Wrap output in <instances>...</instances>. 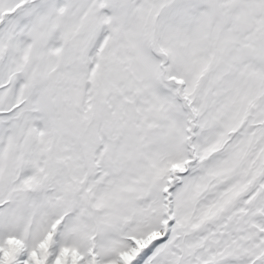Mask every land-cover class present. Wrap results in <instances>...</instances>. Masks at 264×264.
<instances>
[{"label":"snow or ice","instance_id":"6c2138e0","mask_svg":"<svg viewBox=\"0 0 264 264\" xmlns=\"http://www.w3.org/2000/svg\"><path fill=\"white\" fill-rule=\"evenodd\" d=\"M0 264H264V0H0Z\"/></svg>","mask_w":264,"mask_h":264}]
</instances>
